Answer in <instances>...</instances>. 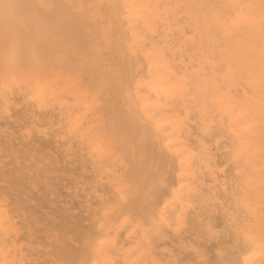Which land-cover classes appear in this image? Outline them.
Masks as SVG:
<instances>
[{"label":"bare ground","instance_id":"bare-ground-1","mask_svg":"<svg viewBox=\"0 0 264 264\" xmlns=\"http://www.w3.org/2000/svg\"><path fill=\"white\" fill-rule=\"evenodd\" d=\"M0 264H264V0H0Z\"/></svg>","mask_w":264,"mask_h":264}]
</instances>
